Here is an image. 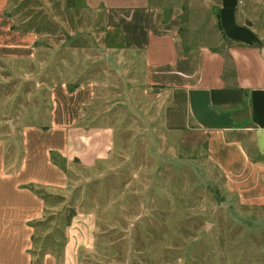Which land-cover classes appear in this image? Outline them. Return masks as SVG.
Masks as SVG:
<instances>
[{
    "label": "rangeland",
    "instance_id": "rangeland-1",
    "mask_svg": "<svg viewBox=\"0 0 264 264\" xmlns=\"http://www.w3.org/2000/svg\"><path fill=\"white\" fill-rule=\"evenodd\" d=\"M6 1L12 27L31 30L36 40L31 62L0 59V137L13 156L4 169L19 156L20 120L45 121L55 82L92 83L88 108L110 127L113 142L88 167L52 153L65 183L33 187L46 203L39 222H26L35 225L33 264L43 251L61 261L68 237L77 245L75 264H264V213L238 206L203 149L180 145L162 126L164 97L145 84L140 56L122 49L114 27L120 17L83 0ZM152 3L180 7V35L188 36L198 0ZM8 137L16 141L8 145Z\"/></svg>",
    "mask_w": 264,
    "mask_h": 264
},
{
    "label": "crops",
    "instance_id": "crops-1",
    "mask_svg": "<svg viewBox=\"0 0 264 264\" xmlns=\"http://www.w3.org/2000/svg\"><path fill=\"white\" fill-rule=\"evenodd\" d=\"M83 2L120 17L114 27L122 34V49L140 56L145 84L164 97L162 126L180 145L203 149L238 206L264 213V0H198L184 38L180 7L166 11L152 0ZM7 5L0 0V59L31 62L36 38L31 30L12 27ZM192 36L204 42H189ZM48 96L44 122H19L13 167L4 169V159L13 156L0 137V264H31L35 225L26 222H39L46 203L24 186L64 185V172L50 153L88 167L105 159L113 143L110 127L88 108L91 82L70 88L55 82ZM10 122L13 131L17 123ZM81 127L88 130L78 131ZM7 139L8 145L16 141ZM67 239L61 261L43 251L37 264H75L77 245Z\"/></svg>",
    "mask_w": 264,
    "mask_h": 264
},
{
    "label": "trees",
    "instance_id": "trees-1",
    "mask_svg": "<svg viewBox=\"0 0 264 264\" xmlns=\"http://www.w3.org/2000/svg\"><path fill=\"white\" fill-rule=\"evenodd\" d=\"M52 153H53V152L50 153V160H51V161H53ZM52 163L56 164V165L59 167V165H58L57 163H55V162H52ZM25 187H27L28 189L34 191V189H33V187H32L31 185H30V186L28 185V186H25ZM32 238H33V237H32ZM38 262H39V261H38ZM31 264H33V261H31Z\"/></svg>",
    "mask_w": 264,
    "mask_h": 264
}]
</instances>
